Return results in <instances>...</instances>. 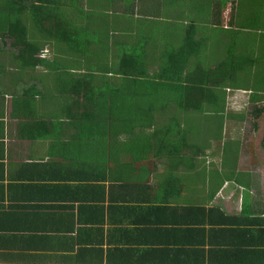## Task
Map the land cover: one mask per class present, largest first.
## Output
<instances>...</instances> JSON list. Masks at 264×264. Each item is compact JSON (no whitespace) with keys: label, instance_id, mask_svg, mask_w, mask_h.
Listing matches in <instances>:
<instances>
[{"label":"crops","instance_id":"obj_1","mask_svg":"<svg viewBox=\"0 0 264 264\" xmlns=\"http://www.w3.org/2000/svg\"><path fill=\"white\" fill-rule=\"evenodd\" d=\"M177 1V36L158 26L164 0L84 1L71 46L36 41L23 16L45 59L32 65L11 38L6 50L0 10V264H264V149L239 143L262 138L263 114L228 110L230 90L249 101L255 90L225 84L264 83V40L242 39L228 1L206 0L200 16L202 0ZM203 25L227 34L216 43ZM186 34L189 46L171 49ZM215 82L198 110L179 92L163 97ZM204 117L216 122L205 129Z\"/></svg>","mask_w":264,"mask_h":264},{"label":"trees","instance_id":"obj_2","mask_svg":"<svg viewBox=\"0 0 264 264\" xmlns=\"http://www.w3.org/2000/svg\"><path fill=\"white\" fill-rule=\"evenodd\" d=\"M9 1V2H8ZM84 1L89 5L88 0H6L2 2L0 0V10L2 12L3 22L5 27H3L1 37L5 39H12V45H18L19 57H25L30 60L29 65L33 64L32 59L34 53L37 54L35 57L40 62H43L45 59L41 55V48L37 45L36 42L31 41L27 36V28L23 22V16L31 17L34 26L36 27V33L46 35L48 37L54 38L57 41H64V44L71 46L72 40L74 38L73 24L74 17H80L84 14L83 12V3ZM203 1V0H202ZM212 7L221 8L226 4L227 0H222L218 2L217 0H207ZM239 2V3H238ZM236 5L232 7H238V4L244 8H249L253 13L255 9L254 6H264V0H235ZM7 5V6H5ZM6 9H4L5 7ZM201 7H203L201 5ZM261 7V6H260ZM264 9V8H263ZM262 11V10H260ZM262 13H255L254 15L249 16V20H253L256 23H260L261 19L264 20V16L260 15ZM263 17V18H262ZM264 22V21H263ZM14 23V24H13ZM218 24V23H216ZM238 24L241 29H249L251 26L250 23H244L241 19H238ZM261 24V23H260ZM197 29V24L194 22L188 23V31L194 32ZM187 32V31H186ZM193 40V36L186 34L183 38V44L181 49H186L189 46V41ZM6 43V41H5ZM4 43V44H5ZM40 53V55H38ZM185 53V52H184ZM25 59V60H26ZM28 61H26L27 63ZM221 69V67H219ZM218 69V71H220ZM182 81H187L188 77L182 73H179ZM219 74V73H218ZM219 79H222V76L218 75ZM75 81H81V83L88 82L87 79L82 76V78H75ZM180 81V80H179ZM81 83H72L73 87L76 85H81ZM221 83H180L179 95L182 94L186 98V103H184L185 109H200L203 98L206 95H209L213 92L214 87H219ZM86 85V84H85ZM264 83L256 85V87H261ZM255 93L253 97L251 96V101H262L260 94ZM74 92V91H73ZM193 97V100L190 98ZM254 105L252 113L256 116L263 114V130H262V140L261 145L264 149V100L258 104Z\"/></svg>","mask_w":264,"mask_h":264},{"label":"rangeland","instance_id":"obj_3","mask_svg":"<svg viewBox=\"0 0 264 264\" xmlns=\"http://www.w3.org/2000/svg\"><path fill=\"white\" fill-rule=\"evenodd\" d=\"M6 0H2V2H4ZM206 0H203V4L202 6L204 5V2ZM218 2L222 1V0H217ZM228 3L226 4L225 8L227 7H230V9H232V4H236L235 1H232V0H227ZM9 2V1H8ZM164 4L167 3V6L164 8V12L166 14V16H164V20L162 19V21H160L158 23V26H162L163 29H165L167 27V29L171 30V32H173V34H175L176 36L178 35V33H175V32H179L180 31V26L182 24H179L181 23L183 20H186V9H184V7L182 6H185V4H181L179 3L177 0H164ZM239 3V2H238ZM196 4V8L198 9V11L195 13L197 16H200L203 15L202 13V9L203 7H200L199 8V5H198V2H195ZM7 6V5H5ZM4 6V7H5ZM180 6V7H179ZM262 7H259V11L264 8L263 5H261ZM6 9V7L4 8ZM237 9V13L239 15V17L243 18V21L244 23H250L251 26L249 27V31H247L248 29H241L240 26L238 27V31L240 32H243L242 33V39H247V38H252V39H255V38H258L260 39L261 41L264 40V25H260L259 23H256V22H248V17L245 16L243 14V9L244 7L241 6L240 4H238V7H236ZM2 12H3V9H2ZM228 12V11H227ZM230 12V11H229ZM228 12V13H229ZM192 14V12H190V15ZM226 17V16H225ZM155 22V20H153ZM175 24V25H174ZM149 26H155L154 23H150ZM204 27V25H203ZM31 28H32V31L30 30V36L34 37L35 40L37 41L36 39V31L34 29V27L31 25ZM173 28V29H172ZM204 31L208 34V33H211V34H215V38L213 39L214 42H219L220 40L223 39V37L226 36V32L225 30H222L219 28L218 31H215L213 29H208V26L207 27H204L203 28ZM173 30V31H172ZM223 35V37L221 36ZM240 38V37H239ZM171 40V43L169 42V45L170 47H172L171 49H173L174 47H176L178 44L180 45L182 43V40L180 39H170ZM6 41L7 45H6V50L7 49H10L11 47H9L8 43L10 40L8 39H5L4 38V42ZM169 51V50H167ZM13 53L14 51H9L6 55V60L8 61V65L5 63V61L3 62V68H7V66H9V63H12L13 62V59H14V56H13ZM215 53V56H212L211 58L209 57L211 63L213 64L217 59H218V53L219 52H214ZM10 68H12L10 66ZM54 74L52 71L48 74V78L49 79H52L54 80ZM261 75L260 73H258L256 76H255V79L253 80H250L248 78H244V79H240L241 83H225V84H237L239 86H242V87H249L250 89L254 90V89H259L258 87H256V85L260 84L259 83V79H260ZM47 78V77H46ZM46 81V80H44ZM54 82V81H53ZM257 82V83H255ZM59 83H50L49 87L47 88V86L45 87V91L48 92V91H57L58 88H59ZM65 84V83H64ZM261 95H262V98L261 99H264V85L261 87ZM48 90V91H47ZM163 91H168V92H163V97H165L169 92L173 93V96L170 95V97H175V96H178L177 93L179 92L178 89H175V91L172 89V88H165ZM49 93V92H48ZM251 92L248 91V90H230L229 92V96L230 99L228 100V104H227V108L228 110L234 112V111H237V112H241L243 114H248V113H252V110L254 108V105L251 101H249L248 97H249V94ZM59 101L63 102L65 101V99L63 97H61L59 99ZM263 101V100H262ZM260 101L259 104L262 102ZM255 105H258V104H255ZM249 118V117H248ZM200 119L197 121L199 123ZM202 123H203V128L207 129L209 127V124L210 123H215L216 121H213L212 119H207L206 117L202 118L201 119ZM249 121V120H248ZM250 123H252L251 121H249ZM261 122V121H260ZM262 124V123H261ZM233 128V127H232ZM230 133H234L233 130H230L229 131ZM240 139H242V137H239ZM251 138V135L250 137ZM254 141H246L245 143L242 142V140L239 141V143H242V144H247L248 149L251 150V148H253L254 146V143L256 144V146L258 147H262L261 146V136H254L252 137ZM238 142H235L236 146L237 147H240L242 148L243 145H240ZM262 149V148H261Z\"/></svg>","mask_w":264,"mask_h":264}]
</instances>
